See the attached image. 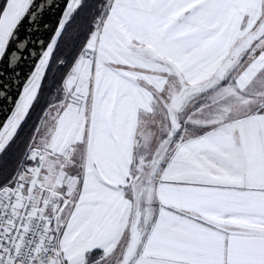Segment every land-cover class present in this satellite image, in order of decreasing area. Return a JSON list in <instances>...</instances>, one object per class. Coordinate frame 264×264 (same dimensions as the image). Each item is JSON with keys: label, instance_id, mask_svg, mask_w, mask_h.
I'll list each match as a JSON object with an SVG mask.
<instances>
[{"label": "snow or ice", "instance_id": "snow-or-ice-1", "mask_svg": "<svg viewBox=\"0 0 264 264\" xmlns=\"http://www.w3.org/2000/svg\"><path fill=\"white\" fill-rule=\"evenodd\" d=\"M0 264H264V0H0Z\"/></svg>", "mask_w": 264, "mask_h": 264}]
</instances>
